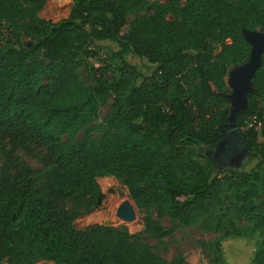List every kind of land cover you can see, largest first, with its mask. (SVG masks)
<instances>
[{
    "label": "trees",
    "instance_id": "16d2710c",
    "mask_svg": "<svg viewBox=\"0 0 264 264\" xmlns=\"http://www.w3.org/2000/svg\"><path fill=\"white\" fill-rule=\"evenodd\" d=\"M46 2L0 0V145L45 150L47 169L44 184L14 159L0 172V264H167L149 241L196 225L241 235V221L262 235L248 264H264V55L248 108L236 117L255 166H217L207 153L231 131L228 74L250 58L242 30L264 33V0H71L69 17L56 24L40 17ZM131 15L133 31L123 33ZM106 42L116 45L122 79L135 76L129 88L116 87L108 67L89 69L92 86L80 80L83 60ZM130 55L152 73L141 74ZM110 90V112L91 127ZM255 116L262 142L255 126L242 129ZM103 177L156 219L146 217L136 234L76 229L102 207Z\"/></svg>",
    "mask_w": 264,
    "mask_h": 264
},
{
    "label": "rangeland",
    "instance_id": "374dc122",
    "mask_svg": "<svg viewBox=\"0 0 264 264\" xmlns=\"http://www.w3.org/2000/svg\"><path fill=\"white\" fill-rule=\"evenodd\" d=\"M150 1L165 3L170 0ZM179 1L183 4L185 0ZM71 8V0H47L43 11L40 13V17L46 21L56 24L69 17ZM140 16H142V13L139 14L138 17ZM135 19V15H131L129 17L128 23L123 29V33H130L133 31ZM250 32L261 31L257 29ZM3 47L4 46L0 43V49ZM115 50V44L106 42L97 50V57H90L83 60V65H81L78 69V75L80 80L86 86H92L94 84V80L89 73L90 68L100 69L108 67V76L110 80L113 81L114 85L122 89L129 88L130 84L134 81L135 76L133 74L124 75V78L122 79V73L119 70L118 61L115 58L113 52ZM128 59L129 63L136 67V69L141 74L150 75L152 73L151 68L148 66V62L135 58L132 55H130ZM231 71L228 74L227 82L229 81ZM250 87L252 93V82ZM231 91L233 92L232 89ZM114 97L115 93L112 90L107 92V102L98 109L91 127H95L102 123L104 118L110 112V105L113 103ZM237 104V98L230 100L231 109ZM259 122L260 120L256 116L251 120H245L242 129L245 130L255 126L259 133L258 139L260 142H262ZM235 129L237 130L236 127ZM83 136L84 132H81L77 135V139H82ZM30 150L31 152L24 150L13 151L12 147L7 142L1 144L0 172L10 159H14L15 161L28 164L33 169L37 181L40 184L46 183L45 174L47 169L43 163L46 157V151L43 149H36L32 146H30ZM219 150L216 152L211 151L210 149L207 150L208 156L215 164H217V166L225 165V167L238 169L240 171H249L255 166L256 161L248 156V154L238 158L240 161L237 166H229L230 164H226L225 162L223 163L221 160L219 161V158L221 157ZM191 151L195 154L197 160L204 162L203 157H198V153H200L201 148L194 147L191 149ZM98 183L102 189V192L105 194L102 207L91 214L82 215L79 219H77L75 222L76 229L84 230L93 225H105L116 229L124 228L127 229L131 234H136L143 231L144 219L146 217H153V219H156V216L153 212L140 211L130 199L127 187L122 185L115 178H99ZM259 183L264 186V172ZM126 201L130 202L135 213V219L129 222H125L118 217V210L120 206ZM75 207L78 208L77 205L71 203L67 204V208L69 209ZM160 224L163 227H169L170 220L168 218L161 219ZM237 226L241 232V235L232 234L229 236H226L225 232L203 231L198 225L193 227H181L175 232L173 237L165 238L161 241L151 240L149 241V244L154 248L155 253L159 255L167 264H175L177 259L180 257L183 258L184 264H248L252 262L255 253L260 247L262 235L259 230L252 229L251 225L248 223L242 221L237 222ZM42 262H44L42 264H54L53 262Z\"/></svg>",
    "mask_w": 264,
    "mask_h": 264
},
{
    "label": "water",
    "instance_id": "95a60500",
    "mask_svg": "<svg viewBox=\"0 0 264 264\" xmlns=\"http://www.w3.org/2000/svg\"><path fill=\"white\" fill-rule=\"evenodd\" d=\"M242 35L251 46L249 61L241 66L234 68L230 73L228 81L229 87L233 90L230 100L237 98L238 104L231 109L230 120L233 124L230 126L231 131L220 145L222 155H229L238 159L248 154V148L245 142L241 141L240 133L235 129L236 117L248 108V96L251 93L250 84L262 65V56L264 55V34L261 32H250L242 30ZM234 129V130H232ZM118 217L125 222L135 219V213L130 202H124L119 210Z\"/></svg>",
    "mask_w": 264,
    "mask_h": 264
},
{
    "label": "flooded vegetation",
    "instance_id": "af4514ba",
    "mask_svg": "<svg viewBox=\"0 0 264 264\" xmlns=\"http://www.w3.org/2000/svg\"><path fill=\"white\" fill-rule=\"evenodd\" d=\"M227 157L225 158H222L220 157L219 158V161L221 160V162H226L227 164H230L229 166H237V164L239 163L240 160L238 159H230L228 155H226ZM227 158V159H226Z\"/></svg>",
    "mask_w": 264,
    "mask_h": 264
},
{
    "label": "crops",
    "instance_id": "0c3cea01",
    "mask_svg": "<svg viewBox=\"0 0 264 264\" xmlns=\"http://www.w3.org/2000/svg\"><path fill=\"white\" fill-rule=\"evenodd\" d=\"M221 152H222V150L220 149V150H219V154L221 155L222 158H224V156L222 155ZM42 263H44V262H39L38 264H42Z\"/></svg>",
    "mask_w": 264,
    "mask_h": 264
}]
</instances>
